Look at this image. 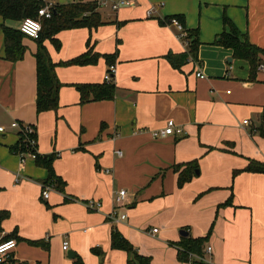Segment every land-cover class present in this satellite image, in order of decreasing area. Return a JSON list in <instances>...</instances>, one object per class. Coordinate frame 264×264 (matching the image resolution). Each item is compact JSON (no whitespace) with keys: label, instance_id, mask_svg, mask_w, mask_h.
<instances>
[{"label":"crops","instance_id":"obj_1","mask_svg":"<svg viewBox=\"0 0 264 264\" xmlns=\"http://www.w3.org/2000/svg\"><path fill=\"white\" fill-rule=\"evenodd\" d=\"M78 1H106L97 9L104 25L59 32V49L43 43L62 87L57 110L38 116L36 43L21 38L23 57L7 60L3 28L18 33L25 17L0 16V213L8 214L0 236L13 235L14 264H126V253L110 248L112 227L150 264H187L177 260L174 246L183 238L180 231L190 238L210 231L205 264H264V174L243 172L249 161L264 164V55L263 70L258 66L251 80L246 61L213 45L229 31L227 17L264 50V0H135L117 10L110 3L119 0L47 3ZM196 10L197 59L188 57L176 70L166 56L186 57L188 45L165 19L183 16L191 30ZM87 50L99 56L95 64L62 65ZM111 55L113 99L81 104L74 86L104 83L109 64L103 56ZM169 120L182 133L154 138ZM13 122L34 128L37 154L55 156L53 173L65 185L58 190L51 184L47 200L41 198L42 186L50 185L44 184L47 170L28 156L21 163L11 151L20 132ZM191 162L198 173L178 188L174 169ZM121 190L126 197L117 213L126 215L123 221L111 216ZM27 241H40V247Z\"/></svg>","mask_w":264,"mask_h":264},{"label":"trees","instance_id":"obj_2","mask_svg":"<svg viewBox=\"0 0 264 264\" xmlns=\"http://www.w3.org/2000/svg\"><path fill=\"white\" fill-rule=\"evenodd\" d=\"M45 3L41 0H0V16L4 19H19L21 13H24L25 18L37 19V11L44 6ZM98 6L94 3H82L81 1L53 6L51 10V18L40 19L41 32L38 39L33 40L36 43V52L34 54L36 66V99L35 111L37 116L45 112H55L58 108L59 90L62 84L57 79L55 74V64L51 61L50 56L43 45L45 41H50L56 49L60 48L59 42L54 38L59 32L64 30H72L79 28H86L89 31L95 30L104 25L101 20L100 14L97 12ZM176 18L184 29V38L182 40L188 45V55L185 57L174 56L169 54L166 56L169 64L176 70H179L185 60L190 57L191 60L196 61V54L200 42L198 39L197 30H189L185 28L183 16H170L165 20L169 21ZM163 24L162 21H159ZM223 24L229 29L228 32H223L217 37L215 44L232 51L233 57L238 60L246 61L249 65L250 79L252 80L255 75L258 65L259 57L264 55V50L260 49L249 43L245 36H242L235 28L232 22L227 18H223ZM4 34V52L5 58L9 61H18L23 57L25 47L21 45V38H27L22 33L12 32L9 29L3 28ZM116 55V54H115ZM115 55L103 56L108 62L109 66L112 65L111 59ZM99 59L98 55L91 54L89 50L83 55L69 60L62 64L63 66H85L93 65ZM80 96V103H90L97 101H107L113 99L115 95V86L112 82H104L102 84H77L74 86ZM259 132L264 136V122L259 129ZM36 139V136H35ZM22 137L19 132L17 144L11 148L13 153H20L24 150L21 143ZM55 159L54 155L41 157L36 155L35 163L38 167L44 168L48 172V179L44 184H54L55 189L63 190L64 182L57 178L52 170V162ZM182 168V170H181ZM175 172L178 174L177 187L181 188L189 182L198 170L197 162H191L183 167H176ZM243 172L264 174V164L249 161ZM238 171L233 173L236 176ZM68 200V199H67ZM227 201L225 205H229ZM6 212L0 213V235L3 232L2 222L7 219ZM210 231L204 237L190 238L183 237L178 244H175L177 251V260L187 264H205L202 259L204 258V251L206 243L208 242ZM14 239L13 235H7L1 240ZM32 246H39L40 241H27ZM110 248L111 250L123 251L127 255L126 264H150L151 259L140 255L137 250L118 232L115 227L111 228L110 234ZM97 254V250H93ZM99 255V254H98ZM14 264L13 257L11 256L5 263ZM73 264H83L80 260H75Z\"/></svg>","mask_w":264,"mask_h":264},{"label":"built area","instance_id":"obj_3","mask_svg":"<svg viewBox=\"0 0 264 264\" xmlns=\"http://www.w3.org/2000/svg\"><path fill=\"white\" fill-rule=\"evenodd\" d=\"M42 2L45 3L44 6L38 9L37 11V19L33 18H23L20 27H19V32L22 33L24 36L31 40H36L38 39L40 32H41V24H40V19H49L51 18V8L50 4L47 3V0H41ZM135 0H119L116 2H111L110 6L112 10H117L121 6H131L134 4ZM107 5L106 1H100L98 3V7L102 8ZM151 13V11L149 12ZM170 24L177 29L179 32V36L181 38H184V29L182 25L179 23V21L176 18H172L169 20ZM260 70H263V66H260ZM115 74V67L114 66H109L107 73L105 74L104 80L105 82H112V77ZM196 76L198 78L203 79L204 76L202 75L199 67H197L196 70ZM249 122L247 120L243 121V125H247ZM12 128H19L21 132V137L22 141L21 143L24 146V150L18 153L17 155L19 156V159L21 163H23L26 159V156H28L30 159L35 160L37 151H36V139H35V131L34 128L30 125L26 126H20L17 122H13L11 124ZM4 128L0 127V132H3ZM182 130L181 128L177 127L175 123L171 120H169L162 130L155 131L152 133V136L156 139H162L166 138L168 136H173L175 134H181ZM118 156H121V152H116ZM51 191V185H43L42 190H41V198L43 200H47L49 192ZM126 197V192L121 190L118 192L117 196L115 197V209L113 210L111 216L114 218V220H120L123 221L126 219V215H118V207L121 206L125 200ZM98 207V204H89L90 207ZM157 230H152V233H156ZM16 241L14 239L10 240H1L0 236V264L5 263L13 254V251L16 248ZM68 243L63 242L62 244V249L64 251L67 250ZM211 248L207 247L206 248V253H210ZM203 260V259H202Z\"/></svg>","mask_w":264,"mask_h":264},{"label":"rangeland","instance_id":"obj_4","mask_svg":"<svg viewBox=\"0 0 264 264\" xmlns=\"http://www.w3.org/2000/svg\"><path fill=\"white\" fill-rule=\"evenodd\" d=\"M113 1H116V0H113ZM197 8H198V3H197V6H196ZM218 8V6H212V5H208L207 7H205L204 5L202 6V9L203 10H207V9H210L211 11H215V10H218L217 9ZM194 12H195V10H194ZM204 12V11H203ZM212 12H210V14H211ZM205 14V13H204ZM220 14H221V12H220ZM211 17H215V16H213V14H211L210 15ZM222 18H223V15L221 14L220 15V17H219V22L222 24ZM198 10H196V13H195V27L193 28V29H191V30H197V31H199L198 29H197V26H198ZM223 32H221L218 36H220L221 34H222ZM217 36V37H218ZM217 37L215 38V40H214V42H213V45H216L215 44V42H216V39H217ZM262 64H259L258 66H261ZM228 70V69H227ZM247 120V119H246ZM247 121H249V120H247ZM29 158V157H28Z\"/></svg>","mask_w":264,"mask_h":264},{"label":"water","instance_id":"obj_5","mask_svg":"<svg viewBox=\"0 0 264 264\" xmlns=\"http://www.w3.org/2000/svg\"><path fill=\"white\" fill-rule=\"evenodd\" d=\"M198 172H196V174H197ZM179 234H180V236L181 237H186L187 236V233L185 232V231H180L179 232ZM67 257L69 258V259H72L73 258V254H67Z\"/></svg>","mask_w":264,"mask_h":264}]
</instances>
